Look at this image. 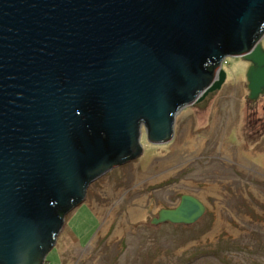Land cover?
Returning <instances> with one entry per match:
<instances>
[{"label": "water", "instance_id": "95a60500", "mask_svg": "<svg viewBox=\"0 0 264 264\" xmlns=\"http://www.w3.org/2000/svg\"><path fill=\"white\" fill-rule=\"evenodd\" d=\"M263 32L264 0H0V264H41L88 183L140 153V127L169 139L223 56L264 93ZM204 206L181 193L149 220Z\"/></svg>", "mask_w": 264, "mask_h": 264}, {"label": "rangeland", "instance_id": "374dc122", "mask_svg": "<svg viewBox=\"0 0 264 264\" xmlns=\"http://www.w3.org/2000/svg\"><path fill=\"white\" fill-rule=\"evenodd\" d=\"M258 41L264 48V32ZM246 66L223 56L219 86L173 114L166 141L148 142L140 127V153L88 183L42 263L264 264V93L246 96ZM186 137L183 162L148 179ZM181 193L205 205L194 220H149Z\"/></svg>", "mask_w": 264, "mask_h": 264}, {"label": "bare ground", "instance_id": "6f19581e", "mask_svg": "<svg viewBox=\"0 0 264 264\" xmlns=\"http://www.w3.org/2000/svg\"><path fill=\"white\" fill-rule=\"evenodd\" d=\"M192 143L191 140H189V138L186 137V139L183 141L182 145H176L173 150L174 153L172 156H170L169 158L165 159L164 161L159 163V170L157 172H155L154 175H149V178H154L155 176H157L156 174H158L159 176H163V174H167L168 172H170L171 168L173 169L174 167H177L178 165H180L183 160L190 154V150L192 149ZM139 214L138 209H130L129 210V215L132 218H137ZM141 217V216H140ZM102 219V218H101ZM105 219V218H104ZM101 222H103L101 220Z\"/></svg>", "mask_w": 264, "mask_h": 264}, {"label": "flooded vegetation", "instance_id": "af4514ba", "mask_svg": "<svg viewBox=\"0 0 264 264\" xmlns=\"http://www.w3.org/2000/svg\"><path fill=\"white\" fill-rule=\"evenodd\" d=\"M246 61V60H245ZM247 62V64H248V61H246ZM223 80V79H222Z\"/></svg>", "mask_w": 264, "mask_h": 264}, {"label": "built area", "instance_id": "2783aa9c", "mask_svg": "<svg viewBox=\"0 0 264 264\" xmlns=\"http://www.w3.org/2000/svg\"><path fill=\"white\" fill-rule=\"evenodd\" d=\"M41 264H43V263H41Z\"/></svg>", "mask_w": 264, "mask_h": 264}]
</instances>
